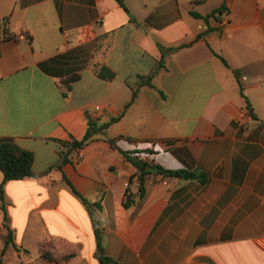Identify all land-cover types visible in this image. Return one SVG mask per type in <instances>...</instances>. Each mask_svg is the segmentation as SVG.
<instances>
[{"label":"crops","instance_id":"obj_1","mask_svg":"<svg viewBox=\"0 0 264 264\" xmlns=\"http://www.w3.org/2000/svg\"><path fill=\"white\" fill-rule=\"evenodd\" d=\"M124 3L128 11L116 0H0V21L26 35L0 44V138L35 156L34 177L4 186L20 247L6 257L100 264L93 212L118 264H264V0ZM101 65L116 77L99 78ZM118 116L71 148L89 117L102 125ZM132 158L206 180L152 172L141 197ZM128 194L134 202L125 207ZM48 241L56 258L73 257L44 259Z\"/></svg>","mask_w":264,"mask_h":264},{"label":"trees","instance_id":"obj_2","mask_svg":"<svg viewBox=\"0 0 264 264\" xmlns=\"http://www.w3.org/2000/svg\"><path fill=\"white\" fill-rule=\"evenodd\" d=\"M123 8H125L127 11V7L124 3V0H116ZM223 8L217 9L211 14L207 16H203L202 19L205 21H208L209 18L215 17L217 14H220L222 12ZM198 17H201L198 15ZM15 37V34L11 32L10 30V19L8 17L4 18L2 21H0V44L3 41L12 39ZM162 53H163V60L161 61V64L164 62L165 54H166V48L162 45L159 46ZM175 50V49H172ZM218 55V54H217ZM220 59L227 65L226 60L218 55ZM41 68L46 69V63L40 64ZM96 74L99 78L111 81L116 77V72L112 70L107 65H101L96 69ZM80 78L79 74L71 75L67 82L64 83L67 90L71 89V84L78 80ZM147 85H152L150 78L146 81ZM243 94V92H242ZM64 95L66 96L67 93L64 92ZM138 95V90L133 91V97L132 101L136 99ZM244 95V94H243ZM121 116L112 118L110 122L98 125L94 120H92L89 117L88 122V131L81 141H75L71 144V148H79L82 147L84 144L88 143L89 141L93 140L95 136L102 135L108 127L117 122L120 119ZM111 143L116 142V140L112 139L110 140ZM124 155L129 157L130 153L123 152ZM61 159L58 162V164L55 166L62 169L63 165L68 162L67 154H61ZM130 158V157H129ZM134 165L138 168V174L137 179L139 181V196H144L145 189H144V182L147 175L151 174L152 172H157L159 174L168 175L171 177L186 179V180H193L198 179L202 182H205L206 175L204 173L194 172V171H188V170H167L164 169L162 166L159 165H151L147 162H143L140 159L132 158L131 159ZM35 161L34 153L25 150L21 147H19L11 138H0V170L3 173V181L0 184V206L4 213V232L0 233V239L3 242V248L0 249V264H11L9 262V259L6 257L9 253H13L16 251H20V247L16 242L15 233L10 225V217L7 209V203L5 200V191L4 186L9 181H18L23 180L27 178H32L35 176L33 172V164ZM64 181L65 183L71 188V190L80 197L83 201H86L80 193L77 191L76 187L73 185V183L67 178L66 175H64ZM134 202V197L131 196V194H128L126 197V200L124 201V206L129 207ZM99 207V205H97ZM91 221L93 225V230L95 234V239L97 243V248L99 251L98 259L100 264H118L115 262L112 258L106 255L105 248L103 246L104 242V223L103 221L96 216L93 212H91ZM50 241L43 242L40 245V253L41 256L44 259L50 260V261H68L73 257L72 255L66 256L64 258L58 259L56 258L52 252L49 249ZM15 264H24L23 261Z\"/></svg>","mask_w":264,"mask_h":264},{"label":"built area","instance_id":"obj_3","mask_svg":"<svg viewBox=\"0 0 264 264\" xmlns=\"http://www.w3.org/2000/svg\"><path fill=\"white\" fill-rule=\"evenodd\" d=\"M227 12V11H226ZM228 13V12H227ZM225 14L226 15V18L225 19H223L222 21H221V25H225L227 22H228V18H229V16H228V14ZM199 28L200 29H202V30H208V26L207 25H201V26H199ZM14 38H16V39H26V35L24 34V32H18L17 34H15V37ZM244 80H246L247 78L246 77H244L243 78ZM79 157L80 158H82L83 157V155L82 154H79ZM257 245L261 248V249H263L264 250V235H262L261 237H259L258 239H257Z\"/></svg>","mask_w":264,"mask_h":264}]
</instances>
